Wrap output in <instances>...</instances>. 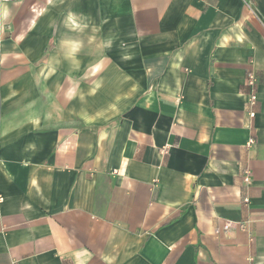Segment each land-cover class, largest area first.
Masks as SVG:
<instances>
[{
	"label": "crops",
	"instance_id": "0c3cea01",
	"mask_svg": "<svg viewBox=\"0 0 264 264\" xmlns=\"http://www.w3.org/2000/svg\"><path fill=\"white\" fill-rule=\"evenodd\" d=\"M0 264H264V0H0Z\"/></svg>",
	"mask_w": 264,
	"mask_h": 264
},
{
	"label": "built area",
	"instance_id": "2783aa9c",
	"mask_svg": "<svg viewBox=\"0 0 264 264\" xmlns=\"http://www.w3.org/2000/svg\"><path fill=\"white\" fill-rule=\"evenodd\" d=\"M257 83H258V80H257L256 75L253 72H251L248 75V80H247V86L250 88L248 106H249V116L251 118L255 117L256 114L254 112V108H256L258 104V96L256 92ZM254 143H255V140L251 138L249 140L248 146H252ZM250 179H251V171L247 169L244 174V180L246 183H249ZM237 226H240L241 228H243L244 224L240 225L237 222L227 221L225 223L224 229L226 232H230L233 229H235Z\"/></svg>",
	"mask_w": 264,
	"mask_h": 264
}]
</instances>
